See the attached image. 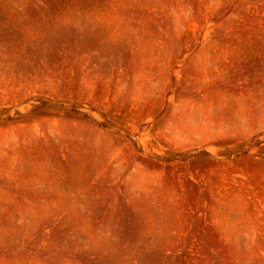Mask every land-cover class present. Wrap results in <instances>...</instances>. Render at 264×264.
Segmentation results:
<instances>
[{
    "label": "rangeland",
    "instance_id": "1",
    "mask_svg": "<svg viewBox=\"0 0 264 264\" xmlns=\"http://www.w3.org/2000/svg\"><path fill=\"white\" fill-rule=\"evenodd\" d=\"M0 264H264V0H0Z\"/></svg>",
    "mask_w": 264,
    "mask_h": 264
}]
</instances>
